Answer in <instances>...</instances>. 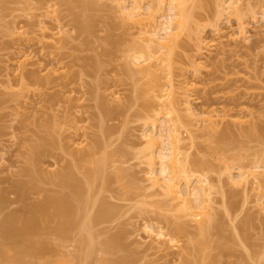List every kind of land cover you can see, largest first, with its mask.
<instances>
[{
	"label": "rangeland",
	"instance_id": "rangeland-1",
	"mask_svg": "<svg viewBox=\"0 0 264 264\" xmlns=\"http://www.w3.org/2000/svg\"><path fill=\"white\" fill-rule=\"evenodd\" d=\"M78 1L0 0V244L6 248L9 258L10 256L15 258L18 251L3 236V221L15 214L18 217L16 225L28 224L24 223V220L27 221L25 218L30 215V205L40 202L45 195L31 191L26 200H21L15 193V186L29 180L28 177L21 175V171L27 167L31 146L39 143V138L51 136L50 138L55 140L54 147L48 148L49 155L42 157L41 162L39 160L38 166L36 165L45 176L53 178L44 179L40 183L41 188L48 194L56 192L69 194V191L60 186L59 179L55 178L58 174L69 170L75 179L85 183L88 172L95 167V159L96 161L101 159L107 152L111 154L116 152L118 155V150L124 151L126 156L120 152L121 155L115 156L114 159L126 165L120 162L113 167L110 165L107 171L110 177L109 183L103 185L102 176H99L96 189L99 188L100 191L98 189V194L95 193L96 197L94 192L91 194V200L93 195L95 200L98 198L94 208L90 209L94 211L93 214L98 212L100 200L106 201L117 211L110 221L95 225L93 233H96L94 242L97 247L91 259L78 256L82 249L80 240H83L86 234L83 236L75 225L69 227L70 232L66 236H61L55 230L60 218L55 216L52 207L48 210L53 213L50 220L47 219L49 212L37 213V216L35 214L39 225L36 232H32L35 233L32 234L35 239L33 242L38 241L40 248L44 243L49 251L47 249L42 250L44 253L40 251L34 253L28 249L31 252H26L28 254L22 256L24 261L17 264H115L114 262L116 264H185L186 261L191 264H264V217H260L255 208V192L250 189L245 193L241 188L232 187L228 183L226 171L227 165H233L232 171L236 174L238 167L246 169L257 159L264 161V140L258 137L247 138L243 135L250 122H257V119L264 120V21L261 14L258 23L248 20L252 47L240 49L232 45L228 48L230 51L225 57L216 58L214 54L210 58L207 71L198 82L199 89L193 92L195 102L192 106L197 112L209 108L230 110L234 114L242 113L241 118L246 123L235 127V131L244 137H239L240 139H237L239 141L229 144L219 146L218 140L214 142L215 138H212V141L208 137L201 136L200 132L197 134L199 139L197 138V146L192 150L191 155L212 164V168L209 169L210 180L224 193L221 192L222 195H216L215 198L217 202L215 213L220 219L219 226L212 230L205 240L202 251L195 248V243L201 238L196 236L195 227L192 225L188 227L186 234L178 236L185 248L184 254L179 256L177 250L165 249L166 251L159 252L153 249L143 230L145 221H150L154 228L161 225L167 231H174L177 214L159 212L154 199L141 195L138 190L128 191L118 181L116 174L117 167H125L135 173L141 183L145 179V167L141 165L138 154L142 149L141 130L144 124L145 106L149 100L145 93L148 90V80L141 81L129 70L127 71L131 58L126 59L125 46L132 45L127 41L131 38L129 40L131 42L132 37L124 34V30L120 29L117 7L108 0H92L97 1L98 5L101 4L103 9L88 14L92 17L90 25L93 34L80 33L78 19L84 20L85 15ZM198 1L197 3L200 4V0ZM248 2H251L258 13L264 6V0H242L243 4ZM207 6L205 9L198 8L194 12L198 19L196 21H200L198 23L206 27L209 37L210 23L213 21L215 10L213 5L211 9H209L211 5L209 8ZM47 11H56V13H51L49 18L40 19L39 16ZM231 17H228L229 19L225 17L226 21L224 19L222 28L225 30L229 28L226 33L236 35L237 19ZM40 20L46 23L47 28L49 27L50 35L61 34L59 36L64 41V45L60 43L62 49L41 47L35 44L36 41L33 43L23 41L35 36L33 32L39 30L37 23L39 24ZM19 27H24L23 31L29 34L21 35L18 32L16 34V29ZM110 34L114 35L115 41L112 47L106 46L104 41ZM124 35L126 43H121L125 40L122 39ZM21 44H25L29 54L33 53L34 63L38 61L33 67L27 66L23 74L26 76H22L23 80L21 76L18 78L13 75L14 66L12 67ZM190 44L188 47L192 49ZM191 49L187 51L189 55L193 53ZM237 51L238 54L235 53ZM54 69L58 70V77L63 79L58 80L60 84L56 81V85L59 86L55 83L51 86L39 85L30 76L35 71L45 80L49 70ZM59 74L62 76L60 77ZM8 79L12 85L6 84ZM137 89H140L139 93L136 92ZM117 91L120 92L118 93L121 100L118 102L121 104L111 100L110 94ZM260 116L262 118H259ZM226 125L221 129H225ZM102 127L108 129L109 133L107 134ZM188 136L184 131V137ZM81 138L84 142L83 146H77L76 144L82 141ZM98 142L103 144V148L97 150L94 157L86 161L76 160L80 151L93 149ZM107 143L111 146L104 149V144ZM233 157L235 158L231 159ZM44 174H41L42 178ZM72 201L73 206L78 209L77 199L72 197ZM143 208L146 210L141 212ZM29 218L31 220V215ZM182 221L187 224V220L182 219ZM123 234L125 235L121 240L118 239L120 247L117 246L111 253L104 252L106 251L104 243L107 239ZM127 259H131L132 262L127 263ZM7 261H1L0 264L9 263Z\"/></svg>",
	"mask_w": 264,
	"mask_h": 264
},
{
	"label": "bare ground",
	"instance_id": "bare-ground-1",
	"mask_svg": "<svg viewBox=\"0 0 264 264\" xmlns=\"http://www.w3.org/2000/svg\"><path fill=\"white\" fill-rule=\"evenodd\" d=\"M108 1L117 7L120 29L124 30V34L132 37L131 42L129 41L131 38L127 39L132 45L129 46L128 44L127 47L125 46V50L127 49L126 59L131 58L129 65H127V71L129 70L132 75H135L141 81L148 80V90L145 93L149 97V100L151 99L150 103L147 100L148 104L145 106L144 124L141 130L142 141H140L142 149L138 154L141 165L145 167V179L141 183L136 178L135 173L129 168L117 167L116 174L119 179L118 181L128 191L138 190L141 195L143 194L147 198L154 199L156 209L159 212H174L177 214L174 231H167L161 225L154 228V225L150 221H145L143 230L147 236L146 238L149 240L147 241L153 245V249L159 252L166 251L167 249L177 250L179 251V256H182L185 248L183 241L178 236L186 234L188 227L193 225L196 236L201 238L195 243V248L202 251L205 240L208 239L212 230L217 229L219 226L218 220L220 219H218L219 217L215 213V205L217 203L215 198L216 195H222L224 192L220 191V188L218 190L217 186L210 180L209 169L212 168V164L210 165L209 162L205 160L201 161L200 158L197 159V157L194 158L191 155L192 150L197 146L196 140L197 138L199 139L197 134L200 132L201 136L204 138L208 137L210 140L215 138L214 142L218 140L217 144L219 146L239 141L237 139L244 136L247 138L258 137L264 140V120L257 119V122H250L245 132H243V136L235 131L237 125L242 126L246 123L241 118L242 113L234 114L230 110H219L217 108H209L197 112L192 106L193 102H195L193 92L199 89L198 82L205 71H207L210 58L214 54L216 58L225 57L230 51L228 48L232 45L240 49L245 47L250 49L252 47L248 31V20L250 19L251 22L258 23L259 14H261L264 21V6L261 7L262 10L260 9L261 12L258 13L251 2L243 4L242 0H209V2H207L208 0H200V4L197 3L198 0ZM78 2L82 9H84L85 15L84 20L78 19L79 31L82 34L92 35L93 28L90 25L92 17L88 14L90 12H99L103 8H101V4H96L97 1L79 0ZM204 4L205 6L211 5L210 8L207 6L209 9L213 5V10H215L213 21L210 23L211 36L209 37H207L206 27L199 24L200 21H198L199 23L196 21L197 18L194 12L198 8L205 9ZM51 13H56V11H47L39 17L40 19H46L50 17ZM231 16L237 19L238 33L236 35L227 34L226 31L229 28L227 30L222 28L224 19L226 21L225 17L229 19ZM37 25L40 27H38L39 30L33 32L36 37L24 39L25 43L36 41L35 44L41 47L62 49L60 47L62 44L60 45V43L64 45V41L59 36L61 35L60 33L50 35L48 33L49 27L47 28L46 23L42 20ZM23 28H17L16 34L18 32L21 35H28L29 33H25ZM113 36L110 34L104 40L106 46L112 47L115 45ZM185 37L186 40H184ZM122 39H125V35ZM124 41L121 43H126V39ZM189 44L192 49L190 46L188 47ZM18 49V53L14 57V62H16H13L14 65L12 64V67L14 66L13 75L18 76V78L21 76L22 79V76H26V74L25 76L23 74L26 68H28L27 66L31 65L33 67L38 61L34 63L33 53L31 54L30 52L29 54L26 51L25 44H21ZM190 49L193 52L191 55L187 53ZM235 53L238 54L239 52ZM181 56L183 59L180 58ZM61 74L63 75V73ZM30 76L39 85L51 86L54 83L56 85V81L57 84H60L58 82L60 79L58 77V70L55 69L49 70L47 79L45 80L40 77L38 72L35 73V71ZM64 76L63 78L65 79L66 76ZM60 80H63L62 77ZM8 83L9 79L6 84ZM10 83L9 85H12ZM8 87L14 88L13 86ZM139 90L137 89L136 92L139 93ZM118 92L110 94L111 100L121 104V102H118L121 100L120 92ZM259 118H262V116ZM234 119L235 121H233ZM225 124L227 125L222 130L221 128ZM102 128L107 134L109 133L108 129ZM183 130L188 133L189 138L184 137ZM50 137L39 138V143L31 146L30 157L27 159V169L25 168V170L21 171V175L28 177L29 180L18 183L15 186V193L21 200H26L29 195L28 193L31 191H37L43 195L45 193L44 198L40 202L30 205L29 211L32 221L29 218L30 215L25 218L28 222L24 220V223H28L29 226L28 224H22L23 226L16 225L18 217L15 214L8 216L3 221L2 234L8 243L18 251V255L15 258L10 256L12 258L10 260L6 248L0 244V262L8 260L7 262L10 264L22 263L25 254L30 253V250L34 251V253H38L39 251L44 253L43 251L48 249L46 245L44 246V243L41 246L42 248H40L38 241L33 242L35 240L33 238L35 233L33 234L32 232H36L37 225H39V220H37L35 214L36 216L37 213L45 214L49 212L48 210L51 207L52 210L54 209L55 216L60 218L55 228L56 233L58 232L57 234L66 236L70 232L69 227L75 225L83 236L86 234V237L80 236V238L83 237V240H80L82 249L79 251L78 256L79 258L85 256L91 259L94 255L93 253H96L95 247H97L94 242V235L96 233H93L95 232V225L101 224L104 221H110L116 214L117 210L104 200L102 202L100 200L99 204H101L99 205L98 212H95L96 214H93L94 211L91 210L96 205V201L98 202V198L97 200L94 198L95 193L97 192L98 194L99 188L96 189L98 178L102 176L103 185L109 183L110 177L107 175V171L111 166L117 165L118 162L122 163V161H117L114 157L119 154L121 155L122 152V154H125L124 151L118 150V155H116V152L115 154L107 152L101 159H97V161L95 159V167L88 172L85 183L75 179L68 169L67 172L58 174L55 178L59 179L60 186L64 190L69 191V194L65 192L48 194L41 188L40 183L44 179L52 180L53 178L45 176L42 171L36 168V165L38 166L39 160H42V157L44 158L45 155L46 157L49 155L50 149H52L51 146L54 147L55 140ZM81 140L79 144H75L81 146L84 143L82 138ZM99 144L100 142L93 149L80 151L76 160L86 161L94 157L97 154V150L103 148V144L101 143L102 146L101 144L99 146ZM110 146L108 143L104 144V149H108ZM48 148L50 149L48 150ZM223 149L225 150V148ZM233 168V165L226 166L228 183L232 187L241 188L245 193H248L250 189L252 192H255V208L258 215L264 217V161L257 159L246 169L238 167L236 168L238 170L236 174L233 173ZM41 174H44V178H42ZM221 188L224 189V187ZM93 192L92 200L95 204L91 203V194ZM72 197L77 199L79 203L78 209L76 206H73ZM90 203L92 204L91 208ZM145 210L146 208H143L141 212ZM48 214L50 215L47 216V219L50 220V217H53V213L49 212ZM182 219L187 220V224ZM124 235L107 239L104 243L106 251H104L105 248L103 246L104 249L102 251L111 253V251L116 250L117 246L120 247V240ZM118 239H120L119 242ZM27 246L31 247L28 248ZM33 246L36 247L33 248ZM22 256H24L23 259ZM127 261V263L129 261L130 263L132 262L131 259H127ZM114 263L116 264V262ZM185 264H191V262L186 261Z\"/></svg>",
	"mask_w": 264,
	"mask_h": 264
}]
</instances>
